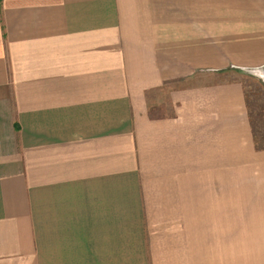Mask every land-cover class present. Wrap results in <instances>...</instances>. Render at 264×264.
<instances>
[{
	"label": "crops",
	"instance_id": "0c3cea01",
	"mask_svg": "<svg viewBox=\"0 0 264 264\" xmlns=\"http://www.w3.org/2000/svg\"><path fill=\"white\" fill-rule=\"evenodd\" d=\"M260 60L264 0H0V264L79 238L90 264H264V147L211 74Z\"/></svg>",
	"mask_w": 264,
	"mask_h": 264
},
{
	"label": "rangeland",
	"instance_id": "374dc122",
	"mask_svg": "<svg viewBox=\"0 0 264 264\" xmlns=\"http://www.w3.org/2000/svg\"><path fill=\"white\" fill-rule=\"evenodd\" d=\"M226 1V0H223ZM240 4H245L249 0H239ZM261 62H256L255 66H242L236 67L234 65H228L223 69H216V71L212 74L214 79L222 80V81H229V80H237L243 84L246 101H247V108L250 115V120L252 124V130L254 133V137L258 146L264 147V60H260ZM260 65V66H259ZM259 68L260 72L257 74L250 73L246 71V69H253ZM214 71V70H212ZM186 84V81H176L169 85L164 86L158 97L154 99L155 103H160L163 105V109L160 112L164 114H171L172 112V104L169 102L167 97L168 90L174 87H179ZM155 94V93H154ZM153 105V104H152ZM158 112V111H155ZM82 239L79 238V248L80 252L78 255V259L76 262L75 255L72 256V259H67V262H61L62 264H90V244L88 249V263L83 261V256L81 251H86V249H82L85 246H82ZM90 241V238L88 239Z\"/></svg>",
	"mask_w": 264,
	"mask_h": 264
},
{
	"label": "water",
	"instance_id": "95a60500",
	"mask_svg": "<svg viewBox=\"0 0 264 264\" xmlns=\"http://www.w3.org/2000/svg\"><path fill=\"white\" fill-rule=\"evenodd\" d=\"M246 71L253 73V74H257L258 72H260L259 68H253V69H246Z\"/></svg>",
	"mask_w": 264,
	"mask_h": 264
}]
</instances>
